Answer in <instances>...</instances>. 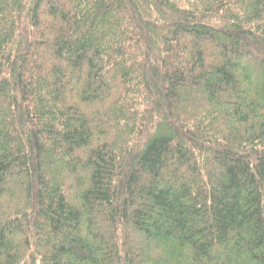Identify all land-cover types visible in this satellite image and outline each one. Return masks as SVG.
Masks as SVG:
<instances>
[{"label": "trees", "instance_id": "trees-1", "mask_svg": "<svg viewBox=\"0 0 264 264\" xmlns=\"http://www.w3.org/2000/svg\"><path fill=\"white\" fill-rule=\"evenodd\" d=\"M0 264H264V0H0Z\"/></svg>", "mask_w": 264, "mask_h": 264}]
</instances>
